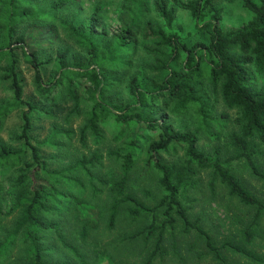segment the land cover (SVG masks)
I'll use <instances>...</instances> for the list:
<instances>
[{"label":"trees","instance_id":"trees-1","mask_svg":"<svg viewBox=\"0 0 264 264\" xmlns=\"http://www.w3.org/2000/svg\"><path fill=\"white\" fill-rule=\"evenodd\" d=\"M211 1L158 0L152 18L148 0H124L120 29L109 33L99 8L78 23L65 17L71 0H0V81L12 94L0 101V125L26 109L18 146L0 138V171L10 173L6 187L0 182V264H264V199L236 173L242 166L264 181L256 164L264 158V0H242L250 20L225 31ZM177 9L189 11L207 43L181 41ZM60 29L64 42L40 59ZM19 54L33 73V103L23 98ZM178 117L193 127L177 128ZM45 120V136L35 135ZM227 120L233 129L224 130ZM205 137L209 148L199 146ZM151 172L157 199L145 185L135 189ZM203 175L209 202H233L222 241L187 213Z\"/></svg>","mask_w":264,"mask_h":264},{"label":"rangeland","instance_id":"rangeland-1","mask_svg":"<svg viewBox=\"0 0 264 264\" xmlns=\"http://www.w3.org/2000/svg\"><path fill=\"white\" fill-rule=\"evenodd\" d=\"M158 0H148L150 5V15L149 17L153 16V8L155 3ZM169 2V0H167ZM254 2L258 3L259 0H253ZM124 0H71L70 4L64 9V13L68 21H71L72 16L75 15L77 22L82 23L89 19L92 12L99 8V18H100V31H107L109 33H114L120 29V15L122 13L121 7L123 5ZM211 6L220 9V18L216 21V24L219 26L220 29L223 31L230 30V29H237L247 23L252 14L249 10H247L242 0H234L233 2H225L222 0H213L210 3ZM76 21V20H75ZM156 21V20H155ZM195 20L191 17L189 11L177 9L175 13V19L173 23V30H177L181 41L191 44L193 42H203L207 43L209 40V36L206 32L202 30H197L195 27ZM63 31L60 29L59 36L55 41L51 44L46 46L42 51V56L40 59L46 60L48 56L54 54V51L58 44H62L64 42ZM18 73L23 85V98L27 101L33 103L36 100V96H33L32 90H34L32 86V70L26 66L23 62V58L19 54L18 56ZM42 71L44 74L45 81L51 80L53 72L51 70L50 64H46L42 66ZM257 81L261 84L264 83V75H257ZM83 92V90H82ZM80 94H82L80 92ZM123 94V93H122ZM12 97L10 89H8L7 84L0 81V101L7 100ZM35 97V99H33ZM38 98V97H37ZM26 109L24 107H20L18 109H13L6 118L2 121L0 125V138L8 143L9 145L15 147L18 146L15 142V136L19 134L21 128V116L22 113ZM217 111H225L223 110L222 106H217ZM228 115L231 117L235 116L233 111H228ZM171 121L174 125L182 130L191 129L193 127V122L189 119L184 117L172 118ZM49 120L43 121L41 124L44 127V132H39L40 130L36 129L35 135H44L46 134L47 128L49 126ZM224 130L233 129V124L230 120H227L223 124ZM37 132V133H36ZM199 146L204 148H209L210 142L207 137L201 139L199 141ZM49 151H46L48 153ZM52 151H50V155ZM163 159H169L167 154H161ZM256 164L260 166L261 170L264 171V158L257 159ZM53 164L51 163V167ZM236 173L238 174V178L247 185V188L250 189L254 194L258 197L264 199V181L258 178H250L242 166L238 167ZM10 173H6L4 171H0V182L4 187L7 186V178ZM154 172H151L148 176V179H143V183L135 186L136 190L138 188H142L145 185L148 189L153 190L152 194L154 196L153 199H157L160 195V192L155 189L154 183L156 182V177ZM203 179L200 182L201 190L198 193V198L195 202H192L190 205V209L188 210V215L191 220H195L200 218L198 225H200L205 231H207L212 237L215 236L217 241H222L224 236L227 234V229L230 227L229 219L231 217V211L229 212V208H232L233 202L227 201L224 198V201L221 204L216 202H209V192L205 190V186L207 185L208 177L206 175L202 176ZM72 194L77 195L81 199L89 200V196L84 192H80V190L73 189ZM223 194V190L218 191ZM150 201V200H149ZM67 203L70 201L67 199ZM67 207V206H66ZM229 207V208H228ZM88 208V207H87ZM86 208V209H87ZM88 210V209H87ZM229 216V219H228ZM264 226V223H263ZM13 244L10 245V249H12ZM9 249V259L12 257L13 252ZM51 250L54 251L55 246L50 247ZM11 253V254H10ZM8 255V253L6 254ZM54 256V255H53ZM48 258V256H47ZM56 260L61 259L58 256L54 257ZM49 261V260H48ZM52 262V260L50 261ZM96 264H111L110 261L105 258L101 257L97 260ZM208 264V263H203Z\"/></svg>","mask_w":264,"mask_h":264}]
</instances>
